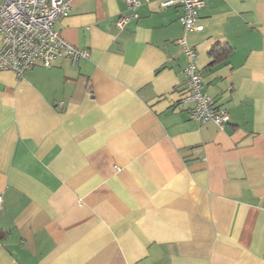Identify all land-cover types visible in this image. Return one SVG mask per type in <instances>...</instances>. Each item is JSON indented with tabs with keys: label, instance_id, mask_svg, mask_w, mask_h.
<instances>
[{
	"label": "crops",
	"instance_id": "crops-1",
	"mask_svg": "<svg viewBox=\"0 0 264 264\" xmlns=\"http://www.w3.org/2000/svg\"><path fill=\"white\" fill-rule=\"evenodd\" d=\"M185 33L221 126L188 116L180 6L69 0L88 50L0 70V264H264V0Z\"/></svg>",
	"mask_w": 264,
	"mask_h": 264
},
{
	"label": "built area",
	"instance_id": "built-area-1",
	"mask_svg": "<svg viewBox=\"0 0 264 264\" xmlns=\"http://www.w3.org/2000/svg\"><path fill=\"white\" fill-rule=\"evenodd\" d=\"M128 13L117 20L123 26L135 15L139 0H124ZM178 5L179 21L184 34L177 38L184 52L186 63L182 69L188 94L184 100L191 102L188 116L199 122L212 121L218 126L228 120V113L218 107L214 99L202 91L203 68L196 63V50L185 37L189 30H202L197 22L198 10L203 0H161V6ZM69 0H0V70H10L22 75L34 64L51 65L54 58L68 57L72 64L88 57V50L64 38L54 27L58 17L68 14ZM1 207V196H0Z\"/></svg>",
	"mask_w": 264,
	"mask_h": 264
},
{
	"label": "trees",
	"instance_id": "trees-1",
	"mask_svg": "<svg viewBox=\"0 0 264 264\" xmlns=\"http://www.w3.org/2000/svg\"><path fill=\"white\" fill-rule=\"evenodd\" d=\"M204 70V69H203Z\"/></svg>",
	"mask_w": 264,
	"mask_h": 264
}]
</instances>
